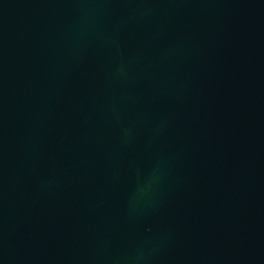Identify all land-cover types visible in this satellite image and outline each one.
Listing matches in <instances>:
<instances>
[{"label":"water","instance_id":"1","mask_svg":"<svg viewBox=\"0 0 264 264\" xmlns=\"http://www.w3.org/2000/svg\"><path fill=\"white\" fill-rule=\"evenodd\" d=\"M0 264H264V0H0Z\"/></svg>","mask_w":264,"mask_h":264}]
</instances>
